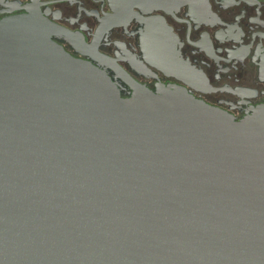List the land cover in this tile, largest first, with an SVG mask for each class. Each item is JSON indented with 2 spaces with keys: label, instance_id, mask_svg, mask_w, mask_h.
<instances>
[{
  "label": "water",
  "instance_id": "95a60500",
  "mask_svg": "<svg viewBox=\"0 0 264 264\" xmlns=\"http://www.w3.org/2000/svg\"><path fill=\"white\" fill-rule=\"evenodd\" d=\"M54 30L0 20V264H264V104L237 122L128 76L121 98Z\"/></svg>",
  "mask_w": 264,
  "mask_h": 264
},
{
  "label": "flooded vegetation",
  "instance_id": "af4514ba",
  "mask_svg": "<svg viewBox=\"0 0 264 264\" xmlns=\"http://www.w3.org/2000/svg\"><path fill=\"white\" fill-rule=\"evenodd\" d=\"M120 3L0 0V20L40 16L51 40L103 71L121 98L132 94L128 76L153 93L183 88L237 122L264 104V0H167L148 12Z\"/></svg>",
  "mask_w": 264,
  "mask_h": 264
}]
</instances>
